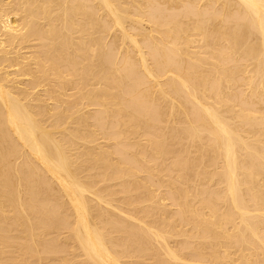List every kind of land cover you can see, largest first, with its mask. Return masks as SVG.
I'll return each instance as SVG.
<instances>
[{
    "label": "bare ground",
    "instance_id": "1",
    "mask_svg": "<svg viewBox=\"0 0 264 264\" xmlns=\"http://www.w3.org/2000/svg\"><path fill=\"white\" fill-rule=\"evenodd\" d=\"M0 264H264V0H0Z\"/></svg>",
    "mask_w": 264,
    "mask_h": 264
}]
</instances>
